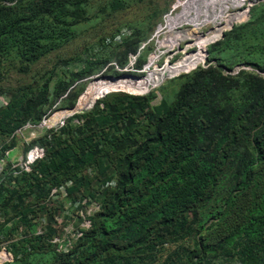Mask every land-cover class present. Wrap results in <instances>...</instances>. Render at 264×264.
<instances>
[{
    "label": "trees",
    "instance_id": "16d2710c",
    "mask_svg": "<svg viewBox=\"0 0 264 264\" xmlns=\"http://www.w3.org/2000/svg\"><path fill=\"white\" fill-rule=\"evenodd\" d=\"M254 2L247 22L223 31L221 39L222 34L198 42L196 50L169 63L179 64L195 51L206 54L207 45L219 39L207 48L205 65L199 62L157 87L163 93L157 105L151 103L157 96L153 89L145 95L116 92L123 91L116 87L102 90L104 100L38 139L44 154L29 171L12 162L16 143L7 139L28 121H41V109L32 111V105L45 103L48 85L32 93V100L22 92L0 107V160L8 150L0 171V216H8L0 222V244L9 241L3 247L12 255L1 264H150L158 249L189 232L190 214L202 212L237 176L239 195L250 189L248 205L232 216L236 194L228 195L224 206L218 205L215 222L206 226V232L221 230L228 216L224 233L213 245L207 243L209 235L197 240L187 264H264V77L255 71L264 72V0ZM111 5L123 4L114 0ZM86 6L87 0H0V69L10 65L27 71L69 43ZM246 16L245 9L231 26ZM132 37L140 41L145 32L137 29ZM249 43L256 48L243 58L239 52ZM99 45L97 54L103 56L115 49ZM83 60L92 67L106 63L99 57ZM236 63L256 69L243 65L226 72ZM177 78L180 89L167 99V86ZM66 89L60 87L58 95ZM115 157L120 160L115 185L102 187ZM91 178L101 187L89 186ZM63 186L69 196H89L99 206L71 246L58 249L62 243L53 242L58 230L37 233L32 216L37 200Z\"/></svg>",
    "mask_w": 264,
    "mask_h": 264
},
{
    "label": "rangeland",
    "instance_id": "374dc122",
    "mask_svg": "<svg viewBox=\"0 0 264 264\" xmlns=\"http://www.w3.org/2000/svg\"><path fill=\"white\" fill-rule=\"evenodd\" d=\"M113 1L87 0L86 12L79 19L77 36L69 43L32 64L27 71H18L10 65L0 69V107L6 105L15 94L26 92L29 93L31 98L32 93H37L43 85H48L47 96L44 99L45 103L32 105V111L41 109L43 113L41 121L37 124L28 121L20 130H17L16 135L9 136L7 139L9 143H16L15 156L11 158L13 163L21 164V160L36 146L38 139L42 138L45 132L50 129L43 125L44 120L46 121V119L55 113L71 108L79 96L83 93L82 97L86 93L94 79L105 76L120 77V75L124 74L142 76L145 72L148 74L154 73L167 62L174 63L180 59L185 52L196 50V46L189 45L194 40H200L203 36L212 33L215 28L224 25L225 22L227 31H231L234 27H239L241 24L247 22L250 13L243 21L236 22L230 28V17L236 12L244 11L248 5L253 4L256 0H120L123 4L120 7H113L111 5ZM151 14L153 15L151 16ZM137 29L144 30L145 32V38L140 39V41L137 40L139 39L137 37L136 40L134 37L131 38ZM121 31H128V35L117 41L115 36ZM130 38L131 40L127 44H124ZM134 40L137 42V45L129 49L131 42ZM217 40L208 44L206 50ZM100 43L108 48H115L112 54L106 56H103L101 52L97 54L102 49V46L99 45ZM134 47L136 48V52L133 50ZM255 48L256 46L249 43L239 53L242 52V57L244 58ZM127 50H130V52L124 57L123 54ZM132 53L134 54L132 55ZM194 53L189 56H192ZM129 54H131L130 57ZM86 56L90 58L99 57L100 60L98 61L104 60L106 63H100L101 67L98 64L92 67L93 64L83 60ZM207 57L208 55H206L204 62L203 56L200 57L198 63H201L199 65H205ZM184 59L186 57L182 60ZM138 61H141L140 67L137 66ZM243 65L247 69L251 67L256 69L255 65L248 66L245 63H236L230 70H225L226 72L233 73L234 71L235 73V70L239 67L241 68ZM255 71L264 77V72H260L257 69ZM82 72L84 74H81ZM180 72L182 75L185 71ZM180 74L177 73L173 76L178 77ZM168 79L171 78L168 77L160 81L157 86L152 88L157 96L151 100V103L157 105L161 101L163 93L157 87L164 84ZM181 83L182 80L177 78L172 84L167 86L165 93L167 99L173 98L176 95ZM64 86H67L66 93L58 95L59 88ZM149 91L147 90V93ZM116 92H123L129 95L147 94L129 91ZM104 99V96H100L96 99V102ZM71 101H73V105L70 106L69 103ZM91 108L87 109V111ZM2 153L4 157L0 160V171L7 160L8 150ZM118 161H120L119 157H115L114 165L110 166L112 170L108 169L106 171V175L108 176L105 178L106 182L101 185L102 187H112L115 185L116 173L119 167ZM238 178L239 176L235 177V180L229 182L227 185H224L217 197L208 206L204 207L202 212L198 214L191 213L189 232L182 237H178L174 242L166 243L162 248L158 249L155 259H152L150 264H187L190 256L189 253L196 246L197 240L201 238L208 239L207 235L210 236L207 243L213 245L216 237L224 233L225 230L223 229L225 225L227 226L230 222L227 216L225 220L220 222L221 230L211 228L206 232V226L216 220L214 214L217 211L218 205L222 208L228 195L236 194L232 216H237L244 212L243 210L250 201L249 188L239 195L242 187L238 185ZM96 182L94 178H91L88 185L92 187L100 186ZM234 184L236 186L231 190ZM218 197L220 199L216 202ZM98 203L97 199H92L89 196H69L65 186L58 190L52 189V192L46 198L37 200L34 205L35 213L32 217L36 224V232L45 234L50 228L53 230L57 229L58 232L54 235L53 242L62 243L58 249H67L71 246L72 239L80 235L79 230L89 227V216L98 208ZM7 217L1 215L0 222H4ZM67 235L70 236V241L64 243L63 241ZM8 243L9 241L2 242L0 244V251ZM238 263V260H232L225 264ZM221 264L223 263L221 262Z\"/></svg>",
    "mask_w": 264,
    "mask_h": 264
},
{
    "label": "bare ground",
    "instance_id": "6f19581e",
    "mask_svg": "<svg viewBox=\"0 0 264 264\" xmlns=\"http://www.w3.org/2000/svg\"><path fill=\"white\" fill-rule=\"evenodd\" d=\"M255 3V2H254ZM253 3V4H254ZM252 5V4H250ZM244 11L236 12L233 14L230 19V26L233 24V18L242 13ZM227 30L226 22L224 25H221L213 30L212 33L203 36L202 39L194 40L191 45L194 46L198 42L205 41L208 39L218 37L222 34L223 31ZM203 56V62L206 58V54L204 51L200 50L195 52L192 56H187L186 59L182 60L179 64L169 65V63L165 62L164 66L159 67L157 71L154 73H147V76H130V75H121L120 77H101L96 78L92 81L90 87L87 89L86 93L80 98L79 104L82 107H88L91 105L95 100L102 95V90L112 89L114 87L123 89L126 91H131L134 93H147V90H150L157 86L160 81L171 77L175 74H180V71H186L190 68L195 67L198 64L199 58ZM199 65V64H198ZM109 92V91H107ZM106 92V93H107ZM103 94L102 96H104ZM60 115V114H59ZM46 123V122H45ZM43 128V127H42Z\"/></svg>",
    "mask_w": 264,
    "mask_h": 264
},
{
    "label": "built area",
    "instance_id": "2783aa9c",
    "mask_svg": "<svg viewBox=\"0 0 264 264\" xmlns=\"http://www.w3.org/2000/svg\"><path fill=\"white\" fill-rule=\"evenodd\" d=\"M128 35V31H121L119 32L116 36L115 39L117 41H120L123 37ZM136 60V58H135ZM238 70V68L236 69V71ZM45 119V118H44ZM48 119H46V121L44 120L43 125L47 128H52V127H61L64 125L65 122V117H61L60 119H58V121L55 123L54 126H50L47 121ZM44 154L43 148L39 147V146H34L28 153V155H26V157L21 160V164H15V165H19L21 166L23 169L29 171L30 170V165L38 158H41ZM12 260V255L9 251H7V249L3 248V250L0 251V264L4 263V262H9Z\"/></svg>",
    "mask_w": 264,
    "mask_h": 264
},
{
    "label": "water",
    "instance_id": "95a60500",
    "mask_svg": "<svg viewBox=\"0 0 264 264\" xmlns=\"http://www.w3.org/2000/svg\"><path fill=\"white\" fill-rule=\"evenodd\" d=\"M253 5V4H252ZM250 7H251V5H249V6H247V8H246V14L248 15L249 14V10H250ZM232 27V26H231ZM230 27V28H231ZM229 28V29H230ZM223 35H224V33L221 35V37H223ZM206 55H208V52H207V50H206ZM206 59V58H205ZM197 66H195V67H193V68H190V69H188V70H186L184 73H188V72H190L191 70H193V69H195ZM124 75H130V74H124ZM121 76V75H120ZM130 76H133V75H130ZM105 77H107V76H105ZM108 77H112V78H115L114 76H108ZM172 77H174V76H171V77H169V78H172ZM140 94H143V93H140ZM82 95V94H81ZM81 95L79 96V98H78V100H77V102H76V104L74 105V107H72V108H68V109H66V110H64V111H62V112H59V113H55V114H53L50 118H48V124L50 125V126H54L55 125V123L58 121V119H60L61 117H68V116H70V115H73V114H75V113H79V112H84V111H86L87 109H89V108H91V107H93L94 106V104H95V102H93L91 105H89L88 107H82V106H80V104H79V100H80V97H81ZM60 114V115H59Z\"/></svg>",
    "mask_w": 264,
    "mask_h": 264
},
{
    "label": "clouds",
    "instance_id": "9594fccd",
    "mask_svg": "<svg viewBox=\"0 0 264 264\" xmlns=\"http://www.w3.org/2000/svg\"><path fill=\"white\" fill-rule=\"evenodd\" d=\"M174 77H175V76H174ZM25 157H26V156H25ZM25 157H24V158H25Z\"/></svg>",
    "mask_w": 264,
    "mask_h": 264
}]
</instances>
